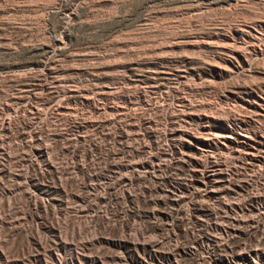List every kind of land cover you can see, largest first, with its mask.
I'll return each mask as SVG.
<instances>
[{
  "label": "rangeland",
  "instance_id": "1",
  "mask_svg": "<svg viewBox=\"0 0 264 264\" xmlns=\"http://www.w3.org/2000/svg\"><path fill=\"white\" fill-rule=\"evenodd\" d=\"M0 264H264V0H0Z\"/></svg>",
  "mask_w": 264,
  "mask_h": 264
},
{
  "label": "bare ground",
  "instance_id": "2",
  "mask_svg": "<svg viewBox=\"0 0 264 264\" xmlns=\"http://www.w3.org/2000/svg\"><path fill=\"white\" fill-rule=\"evenodd\" d=\"M215 172V171H214ZM210 175H208V173H206V175H205V177L207 178V177H209Z\"/></svg>",
  "mask_w": 264,
  "mask_h": 264
}]
</instances>
